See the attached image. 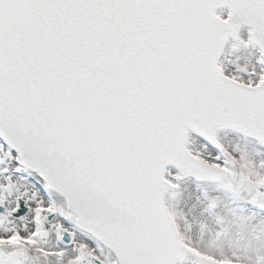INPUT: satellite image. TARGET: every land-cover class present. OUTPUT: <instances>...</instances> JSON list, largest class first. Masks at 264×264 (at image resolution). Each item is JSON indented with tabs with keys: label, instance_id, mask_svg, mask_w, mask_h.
I'll return each mask as SVG.
<instances>
[{
	"label": "snow or ice",
	"instance_id": "snow-or-ice-1",
	"mask_svg": "<svg viewBox=\"0 0 264 264\" xmlns=\"http://www.w3.org/2000/svg\"><path fill=\"white\" fill-rule=\"evenodd\" d=\"M0 264H264V0H0Z\"/></svg>",
	"mask_w": 264,
	"mask_h": 264
}]
</instances>
